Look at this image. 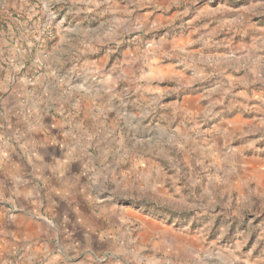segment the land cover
<instances>
[{
	"label": "rangeland",
	"instance_id": "obj_1",
	"mask_svg": "<svg viewBox=\"0 0 264 264\" xmlns=\"http://www.w3.org/2000/svg\"><path fill=\"white\" fill-rule=\"evenodd\" d=\"M0 264H264V0H0Z\"/></svg>",
	"mask_w": 264,
	"mask_h": 264
},
{
	"label": "bare ground",
	"instance_id": "obj_2",
	"mask_svg": "<svg viewBox=\"0 0 264 264\" xmlns=\"http://www.w3.org/2000/svg\"><path fill=\"white\" fill-rule=\"evenodd\" d=\"M147 226H149V224H146ZM150 227V226H149Z\"/></svg>",
	"mask_w": 264,
	"mask_h": 264
}]
</instances>
